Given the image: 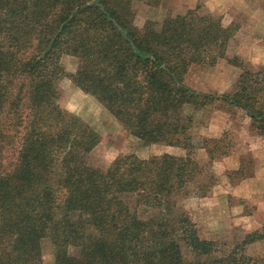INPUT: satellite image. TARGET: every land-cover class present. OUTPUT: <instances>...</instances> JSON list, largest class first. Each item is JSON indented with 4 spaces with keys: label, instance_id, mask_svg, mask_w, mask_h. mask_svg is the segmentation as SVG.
Here are the masks:
<instances>
[{
    "label": "trees",
    "instance_id": "obj_1",
    "mask_svg": "<svg viewBox=\"0 0 264 264\" xmlns=\"http://www.w3.org/2000/svg\"><path fill=\"white\" fill-rule=\"evenodd\" d=\"M133 1L0 0V264H42L45 239L54 264L249 261L201 239L176 196L206 172L189 154L184 108L228 104L264 137L262 72L244 70L231 93L191 91L189 68L223 58L233 30L198 9L138 28ZM63 55L77 61L73 83L131 136L187 154L89 166L97 134L57 104Z\"/></svg>",
    "mask_w": 264,
    "mask_h": 264
},
{
    "label": "rangeland",
    "instance_id": "obj_2",
    "mask_svg": "<svg viewBox=\"0 0 264 264\" xmlns=\"http://www.w3.org/2000/svg\"><path fill=\"white\" fill-rule=\"evenodd\" d=\"M160 2L161 0L133 1L136 12L135 25L138 28L143 27L147 22H152L158 27L167 17L184 15L189 10L198 9L200 15L211 13L220 18L224 27L233 30L223 58L217 59L212 65L197 64L189 68L184 84L191 91L211 96L231 93L235 90L237 81L232 87H226L228 91L224 93L220 91L225 89L223 86L225 82L232 81L238 73L240 75L246 69L262 72L259 78L264 80L263 67H253L237 56L238 49L247 43V36L255 27L254 19L246 13L229 7L226 0H198L193 7L186 4L160 6ZM263 8L264 4H261V7L254 9L263 10ZM59 64L62 70L56 82L59 108L77 117L99 138L98 144L88 156L89 166L106 170L120 156L133 155L139 159H150L165 154L173 157H184L187 154V151L181 147L163 144L144 145L140 140L131 136L95 97L83 92L73 83L72 76L77 68L76 59L63 55ZM229 66L235 68V71H229ZM222 81H225L224 84H221ZM183 111L184 116L191 117L193 120L190 130L192 147L189 154L206 172L197 176L198 183L188 186L184 193L187 194L186 196L183 194L176 196L177 206L190 216L200 238L213 240L222 255L238 254L249 260L246 264H264V223L259 221L261 225L259 229L247 232L246 228L250 224H240L235 221L240 216L252 215L257 206L251 193L243 199V191H241L242 194L239 189H236L237 184L252 178L259 171V154L246 153V147H241L243 140L239 139L241 129L247 125L249 118L243 110L217 101L199 110L186 106ZM223 120L227 122L225 129L221 131L222 127L218 124L221 125ZM247 127L253 137L251 145L258 146L256 142L259 136L250 129V124ZM215 133L219 135L214 138L211 134ZM201 149L205 151H199ZM207 149L214 150L215 159L213 161L209 160ZM237 149L243 151L245 155L241 166L242 177L226 171L218 163L225 157H221V153H226L227 156ZM229 189L232 195L229 197L227 193L229 202L219 198L222 192H228ZM225 200L226 206L229 207L228 210L222 206ZM253 233H256L258 240L245 244L246 236ZM72 253L75 254V251L73 250ZM41 254L42 264H54V248L48 239L41 242Z\"/></svg>",
    "mask_w": 264,
    "mask_h": 264
},
{
    "label": "crops",
    "instance_id": "obj_3",
    "mask_svg": "<svg viewBox=\"0 0 264 264\" xmlns=\"http://www.w3.org/2000/svg\"><path fill=\"white\" fill-rule=\"evenodd\" d=\"M198 0H161L160 6H170L173 4H186L190 7H193L197 4ZM227 5L229 7H232L234 9H237L241 13H246L248 16H250L253 21H255V27L253 28V31L247 36L248 41L246 44L242 45L237 52V56L243 60H245L247 63H250L253 67L261 66L264 68V43H263V37H264V8L263 10L254 9L257 7H261V4H264V0H226ZM229 71H235V68L230 67L228 68ZM239 77V73L232 81L225 82L222 81L221 84H225L224 90L220 91V93H224L228 91L230 87H232L235 82L237 81ZM224 80V76H223ZM228 88L226 89V87ZM227 120H223L221 125L218 124V126L222 127L221 131L225 129ZM212 124V123H211ZM247 125L241 129V133L239 134V139L243 140L242 142V148L244 146L246 147V153L251 152L253 155L255 152L259 154L260 160L259 162V171L258 173H255L252 178L245 179L241 181L239 184H237L236 189H239L240 192L243 191V199H246L251 193L254 196V199L257 202V206L255 207V210L252 215H243L238 217L235 221L237 223H244V224H250L248 228H246L247 232L255 231L261 227L259 224V221L261 223H264V137H259L257 139L258 146L251 145L253 142V137H251V134L248 129V125L250 124V121L248 119ZM215 125V124H212ZM216 126V125H215ZM214 127V126H213ZM215 129V128H213ZM217 131V130H213ZM219 134H211L212 137H217ZM245 143V144H244ZM199 151L204 152L205 150L201 149ZM245 155L243 154V151L241 150H235L233 153L223 157L218 163L229 172H234L239 169H241L243 161L245 160ZM228 184V183H227ZM230 184V183H229ZM231 187V186H230ZM229 187V188H230ZM227 193H229V197H231L230 189L228 192L224 191L222 192L221 197L222 199H226L227 202H229L227 198ZM226 200L224 203H222L224 209H229L226 203ZM215 200L213 199V202ZM230 206V205H229ZM215 211V210H213Z\"/></svg>",
    "mask_w": 264,
    "mask_h": 264
}]
</instances>
